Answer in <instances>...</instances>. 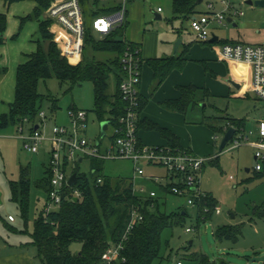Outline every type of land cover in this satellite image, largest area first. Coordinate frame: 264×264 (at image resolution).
<instances>
[{"label":"rangeland","instance_id":"rangeland-1","mask_svg":"<svg viewBox=\"0 0 264 264\" xmlns=\"http://www.w3.org/2000/svg\"><path fill=\"white\" fill-rule=\"evenodd\" d=\"M55 1L57 0L53 2ZM18 2L20 3H12L9 8L3 7V11L9 18V23L14 20L17 6L26 8L34 0ZM118 2L120 0L99 2L95 8H107L113 4H119ZM211 3L214 4L217 11L224 8L221 0H204L195 5L191 15L210 16L213 11L209 10L208 6ZM233 4L236 9L245 13L241 18L236 16L233 18L234 23L239 26L238 31L242 33L247 44L258 45L256 44L258 39L264 36V7L249 5L243 3L242 0H233ZM126 5L127 11L133 5L138 7V18H135L134 22L133 19L129 20L128 15L126 17L128 32L131 29L130 24L133 25L136 22L140 28V30L138 29L140 34H151L155 46L159 47L158 54L161 56L168 54V51L164 50L165 46H173L172 53L175 52L179 39L173 40L172 32L186 31L190 23L184 14L175 10L174 0H127ZM49 8L45 12V17ZM159 8L160 11H158ZM156 14H160L161 19H156ZM89 23H92V17H90ZM213 24L212 28L217 26L214 32L220 36V39H236L237 28L233 27L232 23L227 22L226 26ZM15 28V25L10 23L8 31L14 35L22 31L15 30ZM50 31L53 34L54 42L59 47L60 43L56 40L60 36L53 30V25L50 26ZM258 31L261 32L258 33ZM96 36L101 39L99 34L96 33ZM12 37L14 38V36ZM127 38L128 40H126L130 41L129 35ZM47 44L48 42L46 46ZM88 52L90 55L91 52ZM98 57V59H102L101 54ZM197 64L203 73L204 70L208 72L206 63L199 61ZM243 86L241 90L227 88L225 91L214 94H206L207 86L199 89L196 93V102L189 106L186 113H180L183 120L176 119V122H184L183 125L179 126L178 124L174 128L175 131L166 127L175 136L184 138L186 143L182 144L183 149L191 150L197 156L208 159L201 174L202 190L216 198L218 208L211 219L205 222L199 221L196 207L188 206L183 198L169 197L166 206L167 212L173 213L179 209H185L188 215L182 224L164 230L160 258L153 264H177L179 261L183 264H200L190 258L193 253L208 255L211 264H220L221 261H225L227 264H247V256L255 253L260 256L264 255V169L260 173L255 171V150L247 144L233 148V143L229 142L223 151L220 150L225 135L222 129L227 126L232 128L233 120L243 121L245 123L243 132L249 134L255 126L257 127L258 121L264 119V101L256 98L249 89L246 90L245 84ZM115 89L116 80L113 77L110 91L113 93ZM39 92L44 96L57 99L59 103L57 111H54L49 103L44 106L47 115L45 121L47 134L51 133L50 130L54 125H69L70 108H74L88 112L87 131L82 136L92 141L103 139L101 135L102 122L95 112L94 89L91 82L71 87L68 83L61 85L58 80L51 79L40 83ZM156 105L158 106V104ZM158 111L159 109H155V112ZM165 111L169 112L167 109ZM168 116L170 115L168 114ZM157 125L161 126L159 123ZM19 128L20 125L16 124L0 130V193L2 195L0 254L25 252L32 258L33 264H41L36 248L26 246V244L30 241L29 234L33 233L35 222L42 214L48 201L47 192L40 184L47 178L46 167L50 159V143L45 142L39 153L28 152L24 148L21 136L30 134L32 127L26 124L23 134ZM241 132H238L237 136ZM93 160L92 157H86L84 161L77 162L76 166L81 173H94L95 162ZM27 168L30 170L31 190L28 215L25 219L19 204L12 199L10 182L19 181L22 170ZM145 170L148 174L151 173V169L145 168ZM163 171V169H158L157 172L160 174ZM134 173L132 161L107 159L103 160L102 169L98 175L111 178H133ZM137 182L138 184L142 183L141 180ZM155 187L152 183H146L147 190ZM10 216L14 218L13 222L9 221ZM230 224L242 225L243 234L239 241L237 243L219 242L215 238L217 230ZM188 228L192 231L188 232ZM80 249V243L71 245L73 253H78Z\"/></svg>","mask_w":264,"mask_h":264},{"label":"trees","instance_id":"trees-1","mask_svg":"<svg viewBox=\"0 0 264 264\" xmlns=\"http://www.w3.org/2000/svg\"><path fill=\"white\" fill-rule=\"evenodd\" d=\"M0 1L12 4L20 0ZM53 1L34 0L36 6L33 11L29 15L21 17V28L28 21L38 22V33L41 35V40L38 42L37 51L29 56L27 62L18 67L15 100L10 105L8 113L0 114V130L16 124L25 129L27 124L32 127V132L39 125L41 126L39 113L44 111L46 104L49 103L53 110L57 111L59 109L58 100L44 96L39 92L40 83L51 79L58 80L61 85L68 83L71 87L91 82L94 89L96 114L101 122L107 121L110 127L115 128L127 107L120 92V84L124 79L122 56L128 46L137 47L125 38L126 19L122 26L104 38L100 37L101 39L96 36L93 20L98 16L120 10L121 5L113 4L107 8L96 9L95 7L101 1L80 0L85 25L84 48L82 60L74 65L62 54L54 42L53 34L50 31L53 21L45 17V12ZM196 1L174 0V8L176 11L188 15L193 13ZM90 17H92V23H89ZM7 24V14L0 13V45L6 42ZM18 35L19 33L14 38ZM208 43L211 44V40ZM227 43L241 42L226 41L223 44ZM88 51L91 52L90 55ZM99 54L102 55L101 60L98 59ZM149 63L154 71V89H157L169 73L177 68L174 58L150 60ZM1 72H4V69H1ZM113 77L116 80V89L112 93L110 86ZM179 90L181 92L179 99L165 101L162 106L169 111L184 114L189 106L196 102V93L199 88L192 85L180 86ZM206 94H210V92L207 90ZM143 105L144 102L140 97L139 112ZM70 109V111L77 110ZM231 124L232 128L236 130L235 134L244 130L245 123L243 121L233 120ZM138 127L139 129L143 127L156 130L168 141L170 148L183 149L180 147L179 138L166 128L149 120L140 121L139 118ZM229 128L227 126L222 131L225 133ZM93 159L95 172L81 173L76 166L73 173L78 175L77 183L74 186L65 187L60 208L50 212L46 211L52 176L48 163L46 181L40 184L47 192L48 201L42 214L35 222L33 233L29 234L30 241L26 246L36 248L41 264H153L160 258L164 230L182 224L188 215L187 211L179 209L173 213L167 212L168 198L173 196L164 195L160 189L157 190L159 194L155 198L137 194L134 191V178H111L98 175L104 159ZM261 171L256 172L260 173ZM99 180L101 181L99 182ZM10 186L12 199L19 204L22 215L26 219L31 190L30 170L23 169L20 180L10 182ZM75 189L81 193L78 198L73 194ZM196 208L198 220L205 222L212 218L218 208V201L206 192L205 199ZM135 209H138L144 218L124 238L132 212ZM242 234V225L230 224L220 227L215 238L219 242L237 243ZM121 241H123L124 250L121 251L119 259L112 263L105 262L103 256L107 250ZM73 243L81 244L78 253L71 251ZM190 256L200 264H211L210 257L204 253H193ZM220 264H227V262L221 261Z\"/></svg>","mask_w":264,"mask_h":264},{"label":"built area","instance_id":"built-area-1","mask_svg":"<svg viewBox=\"0 0 264 264\" xmlns=\"http://www.w3.org/2000/svg\"><path fill=\"white\" fill-rule=\"evenodd\" d=\"M105 2L108 0H99ZM243 3L258 0H242ZM127 0H121V9L96 17L93 20V28L97 34L104 38L125 23ZM223 9L215 10L214 4H209V10L213 11L210 16L201 15L191 20L190 28L196 38L201 42H207L210 37V26L213 23L225 25L227 18L243 17L244 11L236 9L233 0H221ZM161 9L159 8L158 11ZM46 17L60 27L56 40L62 54L71 61V57L82 56L84 48V14L80 0H57L52 3ZM234 21V19H233ZM57 39V37H56ZM219 59L227 62L248 65L251 69L252 78L249 90L260 100L264 101V45H251L245 43L223 44L218 50ZM122 69L124 79L120 84L122 98L127 103L125 113L120 117L118 126L115 128L108 125L103 139L92 141L82 136L85 135L88 125V113L85 110L70 111L69 125H54L49 134L46 133L45 111L39 113L41 126L34 129L28 135H22L24 148L31 153H39L45 142L50 143L49 169L51 170V189L49 191V203L46 211L50 212L60 208L65 192L69 186L68 180L76 168L78 158L86 157L99 159H124L134 164L135 192L148 198L158 196L157 190H162L164 195L183 198L188 206L197 207L206 197V192L201 187V174L207 158L196 156L193 152L185 149H172L169 146H149L142 144L139 139V108L141 84V53L139 48L128 46L122 56ZM257 133L243 132L239 136L234 135L230 141L233 148L247 144L255 150L256 171H261L264 166V119L258 122ZM24 127L19 131L24 133ZM106 139V141H104ZM106 142V143H105ZM145 168L151 170L163 169V174L154 171L147 173ZM71 170V172H69ZM138 179L142 183L138 184ZM101 180H99L100 182ZM146 183H152L155 188L147 190ZM77 198L80 196L78 189L73 193ZM152 207L154 205H151ZM205 211L207 209L205 208ZM144 216L138 209L132 212L127 226L129 233ZM10 221H14L12 216ZM188 232L192 229L188 228ZM123 241L111 246L104 254L105 262L112 263L119 259L124 250ZM124 260V259H123ZM177 264H182L179 261Z\"/></svg>","mask_w":264,"mask_h":264},{"label":"crops","instance_id":"crops-1","mask_svg":"<svg viewBox=\"0 0 264 264\" xmlns=\"http://www.w3.org/2000/svg\"><path fill=\"white\" fill-rule=\"evenodd\" d=\"M109 1V0H108ZM121 1V0H120ZM20 3V2H14ZM120 4V2H118ZM17 4V5H18ZM8 5V6H7ZM12 4H8L5 1H0V13H5L3 7H11ZM36 3L32 2L28 7L17 6L16 13L14 15V20L10 23L15 25V30H22L19 32L18 38H13L15 36L10 33V23L8 18L7 29L5 31L6 42L0 45V114L8 113L10 110V105L15 100V87L17 81V71L18 67L29 60V56L37 51L38 42L41 40V35L38 33L39 24L36 21H28L21 28V17L29 15L35 8ZM127 8V5H126ZM138 7L133 5L126 14L129 16V20L137 17ZM192 14V13H191ZM185 15V18L191 23V20L197 15ZM161 17L160 14H156ZM192 16V17H191ZM53 25V30L57 33L62 32L59 26ZM130 32H128V24L125 27V38L129 40L140 49L141 53V84L139 86L140 97L144 102L142 110L139 112V120H149L155 124L159 123L164 128L168 127L172 131L176 126H182L183 123L176 122V119L180 121L183 120L180 113L175 111L166 112L162 105L165 101L175 100L181 97V92L179 90L180 86H196L199 89L207 86V90L210 93H218L225 91L227 88H235L229 82L228 79L234 80L236 83L240 84L241 90L245 84L246 90L249 89L250 81L252 78L251 69L248 65L238 64L235 62H227L219 59L218 50L223 45L224 42H242L247 44L242 33L239 30L237 23H232L233 27L237 28L236 39L222 40L220 36L216 35L214 32V24L210 26L211 44L207 42L199 41L195 34L192 32L190 25L186 31H174L172 32L173 40L179 39L178 46L173 52V46H165L167 55L161 56L158 54L159 47L155 46L151 34L144 35L138 32L137 23H132ZM226 26V25H225ZM261 31H258L260 33ZM13 34V35H12ZM191 35V37H190ZM12 37V38H11ZM213 38H216L212 41ZM201 44V45H200ZM256 44H264V36L258 39ZM206 45V46H204ZM76 60H72V59ZM174 58L177 63V68L173 69L163 83L154 89V71L151 67L149 61L156 59H172ZM82 60V56L76 55L71 57V62L74 65L78 64ZM206 63L208 67V72L204 73L197 62ZM196 65V66H194ZM196 67V68H194ZM198 68V69H197ZM4 69V72H1ZM196 69V70H195ZM197 71V73H196ZM252 93V92H251ZM254 95V94H253ZM255 96V95H254ZM256 97V96H255ZM257 98V97H256ZM156 101V102H155ZM158 104V106L156 104ZM155 109H159L155 112ZM168 113L170 116H168ZM185 120V119H184ZM260 121V120H259ZM258 121V122H259ZM258 126V125H257ZM228 130V129H227ZM226 130V132H227ZM258 127H254L251 131L257 133ZM175 131V130H174ZM225 132V133H226ZM179 138L180 147L183 148L186 142L184 138L177 136ZM139 139L142 144L149 146H168V141L156 130H151L141 127L139 129ZM191 151V150H189ZM192 152V151H191ZM196 155V154H195ZM197 156V155H196ZM204 170V168H203ZM152 171V170H151ZM156 171V170H153ZM158 171V169H157ZM156 171V173H158ZM203 172V171H202ZM161 172L160 174H163ZM159 174V173H158ZM138 181H140L138 179ZM142 181V180H141ZM202 187V183H201ZM13 222V221H10ZM253 256H260L259 254H253L247 256V264L249 259ZM0 264H33L32 258L25 252L20 253H8L0 254ZM229 264V263H228Z\"/></svg>","mask_w":264,"mask_h":264},{"label":"water","instance_id":"water-1","mask_svg":"<svg viewBox=\"0 0 264 264\" xmlns=\"http://www.w3.org/2000/svg\"><path fill=\"white\" fill-rule=\"evenodd\" d=\"M204 0H197L196 4H200L202 3ZM249 5H255V6H259V7H264V0H258L255 2L252 1H248ZM156 19H161V17L159 15H156ZM227 22L228 23H233V19L232 18H227ZM118 40H122L120 38H117ZM216 38H213L212 41H214ZM228 82L235 87L236 89H239L241 86L239 83H236L234 80H232L231 78L228 79ZM108 125L109 123L107 121H104L101 123V135L105 136L106 135V131L108 129ZM236 133V130L234 128H229L227 130V132L224 135V138L222 140L221 146H220V150L223 151L225 149V147L227 146V144L233 139L234 135ZM83 158L79 157L78 158V162H82ZM249 171V170H247ZM78 181V175L77 173H73L69 180H68V184L69 186H74ZM2 195L0 193V205L2 204V199H1ZM248 264H264V255L263 256H253L251 257V259H249Z\"/></svg>","mask_w":264,"mask_h":264}]
</instances>
